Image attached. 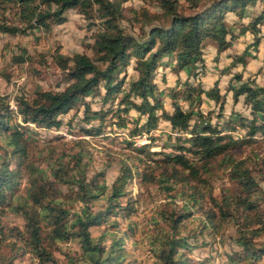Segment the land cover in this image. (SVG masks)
<instances>
[{"label": "trees", "instance_id": "trees-1", "mask_svg": "<svg viewBox=\"0 0 264 264\" xmlns=\"http://www.w3.org/2000/svg\"><path fill=\"white\" fill-rule=\"evenodd\" d=\"M125 1L0 0V32L46 31L63 22L69 8L95 25L90 54H65L58 47L50 53L66 80L60 89L36 85L30 96L16 97L15 112L0 94V211L10 210L23 221V227L13 223L4 233L2 238L11 237L12 254L0 252V264H13L24 254L38 264H120L125 250L116 231L125 221L132 235L130 217L140 196V189L132 194L126 187L133 177L148 195L163 198L143 231L142 250L150 264H203L205 257L195 260L189 252L228 230L234 246L224 264H264V242L256 240L264 235V63L256 71L260 81L232 70L256 56L264 35V0H141L137 6ZM257 2L258 11L248 15V6ZM227 12L248 19L234 31L226 23ZM245 32L251 42L229 55L219 70L230 74L222 91L218 78L208 87L188 80L204 66L205 39L219 52ZM23 59L14 56L17 62ZM158 67L175 75L172 85L159 86ZM160 79L164 83V75ZM228 91L232 104L240 101L245 111H222ZM88 94L108 105L92 109L84 100ZM163 97L170 109L162 105ZM208 100L216 111L203 113L200 105ZM79 107L78 122L88 124L78 125L83 134L98 135L106 125L127 129V137L108 140L123 149L119 155L106 154L107 163L117 164L110 183L102 169L92 167V146L83 137L69 139L65 149L47 144L29 153L30 124L57 127L64 113L72 110L74 116ZM159 120L173 134L165 133L154 150L157 137L148 133ZM236 128L243 129L241 136L230 133ZM140 133L148 141L134 144L129 137ZM216 176L224 183L214 193ZM93 226H102L96 235ZM68 242L77 249L60 247Z\"/></svg>", "mask_w": 264, "mask_h": 264}, {"label": "rangeland", "instance_id": "rangeland-1", "mask_svg": "<svg viewBox=\"0 0 264 264\" xmlns=\"http://www.w3.org/2000/svg\"><path fill=\"white\" fill-rule=\"evenodd\" d=\"M141 3V0H126L125 5L137 6ZM259 2L254 5H249L247 8V14L250 15L259 9ZM248 19L247 16L237 18L234 13L227 12L225 14V20L227 25L231 26L234 31H237L240 22H244ZM124 23V22H122ZM95 25H88V20L85 19L74 8H69L65 11V20L61 23H52L50 28L46 31L43 29H35L32 32L25 34H9L0 32V94L5 96L10 103H15V99L19 95L30 96L35 86L38 85L45 89H60L66 83V80L62 78L60 70L51 62L50 53L55 47H58L60 52L70 54L74 51H83L90 54L88 44L93 41V32ZM252 36L249 32L240 34L233 39L232 44L219 52L215 50L214 43L209 40H204V46L202 48L204 66L197 69L196 77H188L189 81L199 80L203 87H208L212 84L213 80L218 78V84L223 90V86L226 85V81L230 74L220 73L221 67L228 63L229 55L239 52L244 46L250 43ZM255 58L251 59L244 67L239 65L232 68V70H240L243 76H253L257 81L261 80V75L257 73L258 65L264 63L262 58L264 55V35L261 36L257 49L255 51ZM22 54L24 59L21 62L14 60V56ZM130 65H127V73L132 74ZM164 75V83L161 81V76ZM184 74L180 73L179 79L182 80ZM155 80L160 87L164 85H172L175 81V75L168 70V67H158ZM88 101V105L92 109H98L99 107H106L108 104H101L100 96L90 94L84 98ZM115 101L112 103L114 106ZM162 105L166 109H170L168 98L163 97ZM12 110L15 109L10 104ZM81 107V106H80ZM76 111V115L73 116L72 110L67 111L62 115V123L57 127H36L30 124L32 134L28 139V150L32 155L34 152L43 150L47 144L56 145L59 148L68 147L69 139H75L83 137L89 141L92 146V167L95 169H102L104 171L106 183H110L113 179L116 171L117 164L115 162L107 163L106 154L119 155L123 150L117 142H109V137L117 135V141L121 137H127L126 128H117L113 125H106L100 134L95 136H89L83 134L78 130V125L87 126L86 122L77 120V117L81 114V108ZM217 106L213 104L212 100L205 101L200 105V109L203 113L207 109H213L216 111ZM230 108L245 111L240 101L232 104L230 92H226L225 100L223 103L222 111L228 112ZM131 115L136 114L134 110H130ZM19 119L18 115H15ZM71 118L70 125L66 122ZM214 120V117H211ZM107 122V120H104ZM170 132L168 123L164 120H159L156 128L150 130L149 134L156 136L157 138L152 140L151 149L157 150L160 148V144L163 141L165 133ZM173 134L172 132H170ZM230 133L233 136H241L243 133L242 128H236L231 130ZM58 135L59 137L50 140V138ZM134 144L141 142H147V134L140 133L130 136ZM262 148L264 149V140L262 141ZM65 149V148H64ZM244 152H248L249 148H242ZM241 152V151H240ZM33 157V156H32ZM137 177H133L126 185L127 189L132 194H137L140 189V196L138 200L137 209L134 215L130 217V223L132 228V235H129V231L126 228L125 221H121L119 231L117 234L121 236L125 257L120 264H150V257L142 250V240L144 238L143 231L146 226L147 218L150 217L152 211L156 208V205L163 201V198L157 197L155 194L148 195L146 190L139 186L137 183ZM213 192L217 193L220 187L224 183V179L213 177ZM264 189V180L260 182ZM179 204V201H176ZM17 224L19 227H23V221L16 214L10 210L0 211V252L9 255L12 254V249L7 243L11 237L2 238L6 233L8 226ZM102 226L90 227L92 235H96ZM112 229V228H110ZM231 230L224 232L223 234H217L213 240H208L209 244L202 247H195L189 255L195 260H201L206 258L203 264H224L226 254L231 251L234 246L228 234ZM258 241L264 242V235L256 238ZM61 248L77 249L76 243L68 242L60 245ZM54 255L61 259V253L55 251ZM13 264H38L37 260L31 257L29 254L18 255L14 258Z\"/></svg>", "mask_w": 264, "mask_h": 264}, {"label": "built area", "instance_id": "built-area-1", "mask_svg": "<svg viewBox=\"0 0 264 264\" xmlns=\"http://www.w3.org/2000/svg\"><path fill=\"white\" fill-rule=\"evenodd\" d=\"M10 104H12V106H13L14 108H16L15 103H13V102L11 101ZM44 128H45V127H44Z\"/></svg>", "mask_w": 264, "mask_h": 264}]
</instances>
